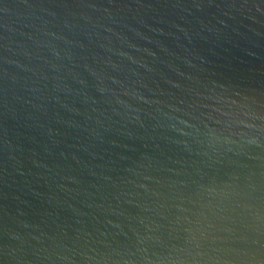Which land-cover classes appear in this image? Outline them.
I'll use <instances>...</instances> for the list:
<instances>
[{
    "label": "water",
    "instance_id": "obj_1",
    "mask_svg": "<svg viewBox=\"0 0 264 264\" xmlns=\"http://www.w3.org/2000/svg\"><path fill=\"white\" fill-rule=\"evenodd\" d=\"M0 264H264V0H0Z\"/></svg>",
    "mask_w": 264,
    "mask_h": 264
}]
</instances>
